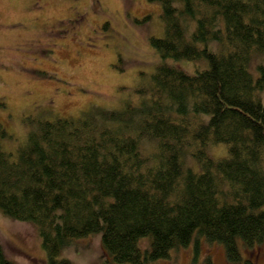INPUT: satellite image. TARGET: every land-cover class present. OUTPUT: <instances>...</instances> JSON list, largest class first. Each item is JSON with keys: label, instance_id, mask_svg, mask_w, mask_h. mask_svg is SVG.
<instances>
[{"label": "trees", "instance_id": "trees-1", "mask_svg": "<svg viewBox=\"0 0 264 264\" xmlns=\"http://www.w3.org/2000/svg\"><path fill=\"white\" fill-rule=\"evenodd\" d=\"M150 1L163 34L149 38L161 57L149 105L140 95L125 103L119 125L117 109L43 119L14 156L0 147V209L36 227L42 264H71L59 248L94 232L98 264L165 258L199 235L222 243L228 264H253L239 248L264 236V63L250 67L264 53V0ZM181 14L193 21L189 33ZM165 58L205 66L188 73ZM209 143H224L226 155L213 158ZM0 264H19L1 240Z\"/></svg>", "mask_w": 264, "mask_h": 264}, {"label": "rangeland", "instance_id": "rangeland-1", "mask_svg": "<svg viewBox=\"0 0 264 264\" xmlns=\"http://www.w3.org/2000/svg\"><path fill=\"white\" fill-rule=\"evenodd\" d=\"M159 13V3L150 0H0V123L7 133L0 147L14 156L43 119L76 118L91 108L117 109L119 125L125 103H137L142 96L149 105L150 76L161 60L149 38L163 34ZM186 16L181 14L189 33L194 25ZM219 46L210 44L214 50ZM164 60L188 73L205 66L203 60ZM258 62L264 63V53L250 60L253 72ZM206 149L213 158L226 155L224 143H209ZM184 161L198 169L191 156ZM0 240L19 264L47 259L36 227L1 209ZM138 245L148 247L149 237H140ZM239 252L253 264H264V236L253 247L240 246ZM102 254L100 232H94L71 238L56 256L71 264H98ZM144 264L228 263L222 243L199 235L172 248L167 257Z\"/></svg>", "mask_w": 264, "mask_h": 264}]
</instances>
